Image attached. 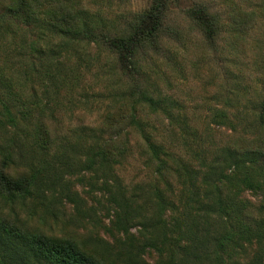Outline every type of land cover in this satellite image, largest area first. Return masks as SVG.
Returning <instances> with one entry per match:
<instances>
[{
  "label": "rangeland",
  "instance_id": "obj_1",
  "mask_svg": "<svg viewBox=\"0 0 264 264\" xmlns=\"http://www.w3.org/2000/svg\"><path fill=\"white\" fill-rule=\"evenodd\" d=\"M10 1L0 0V168L29 183L0 189V239L30 246L33 264H57L42 236L105 264H209L200 243L217 237L227 264H264V171L238 152L264 103V0H172L132 74L115 50L61 34L41 13L29 26L5 17ZM152 2L67 4L119 36ZM195 4L218 19L214 38L190 15Z\"/></svg>",
  "mask_w": 264,
  "mask_h": 264
},
{
  "label": "trees",
  "instance_id": "obj_2",
  "mask_svg": "<svg viewBox=\"0 0 264 264\" xmlns=\"http://www.w3.org/2000/svg\"><path fill=\"white\" fill-rule=\"evenodd\" d=\"M68 0H59L49 6H45L44 0H11L9 4L4 6V14L11 16L16 20L33 25L38 21L39 13L47 19L61 34H72L79 39L88 41H96L109 49L118 53L119 61L122 69L126 73H137L138 67L134 60L136 52L143 47L144 43L153 40L166 29L164 21L166 10L172 0H153L148 10L140 13L136 18V23L131 27L130 31H126L123 35L111 36L105 31L95 30L86 22L83 17L75 13L67 4ZM190 15L197 24L202 28L209 38H214L218 30L217 18L209 11V8L203 4H195L190 8ZM156 107L157 104L153 103ZM7 111L10 109L4 106ZM10 113V111H9ZM25 115H23L24 117ZM260 125L257 134L254 137H243L240 141L247 144L237 150L239 153L249 155V162L262 171H264V103L259 114ZM10 120L18 124L16 119L10 116ZM38 136L44 141V131L47 130L44 124L39 126ZM42 136V137H40ZM152 156L158 161L159 174L166 175L164 170L167 165L162 158L161 149L151 144ZM244 182L251 188L262 191L259 182L254 181L248 175ZM29 178L22 175H14L7 172L4 168H0V189L8 194L23 191ZM219 210L223 208V200H218ZM11 240L0 239V264H33L31 260L38 261L40 257L34 253L30 246L22 244V247L15 245L20 243L14 236ZM200 243L202 256L208 258L209 264H227L226 260L220 253L223 246V238H208ZM36 244L41 251H44L48 257L56 261L57 264H105L82 250L76 243L66 239L48 238L42 236L36 239ZM203 245L209 246L208 250ZM195 255L199 252V248L195 249ZM203 251V252H202ZM34 257V259H32Z\"/></svg>",
  "mask_w": 264,
  "mask_h": 264
}]
</instances>
